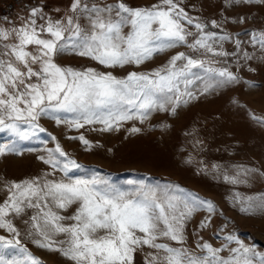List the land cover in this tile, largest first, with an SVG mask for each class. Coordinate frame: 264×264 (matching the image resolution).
Segmentation results:
<instances>
[{"label": "snow or ice", "instance_id": "snow-or-ice-1", "mask_svg": "<svg viewBox=\"0 0 264 264\" xmlns=\"http://www.w3.org/2000/svg\"><path fill=\"white\" fill-rule=\"evenodd\" d=\"M250 2L223 0L225 9ZM182 4L183 0H157L147 7H131L125 0H73L71 11L75 15L65 20L47 17L41 5L31 7L27 17L19 18V24L4 17L9 26H0V132L8 131L26 140L30 131H45L38 123L42 116L51 117L57 125L66 123L76 129L100 123L104 125L102 131L119 130L129 120L139 119L143 123L154 110L175 113L179 104L187 103L184 97L195 98L189 87L194 80L189 77L202 82L204 78L193 69L212 74L208 82H203L201 94L222 84L238 82L239 78L227 68H205L204 60L179 51L151 72L132 71L123 78L57 62L71 51L108 68L139 66L155 53L178 46L192 52L203 50L214 57L229 55L222 44L220 50L215 45L231 39L230 35L207 31L208 22L189 15ZM81 17L87 25L80 22ZM245 19L241 16L233 22L244 23ZM226 22L227 18H223L210 24L221 28ZM249 43L253 52L242 49L241 42L236 41V48L240 49L238 58L254 59L258 46L259 58L264 59V30L251 33ZM61 112L71 113L74 118H62L58 115ZM252 118L264 125V117L253 114ZM130 131L140 129L133 127ZM69 138L91 147L83 135ZM19 151L15 143L0 145V156ZM37 159L52 171L21 181H2L5 195L0 200V229L8 235H0V264H39L20 239L17 218L25 226L26 239L60 253L72 264H134L135 254L145 247L151 250L145 254V264H264V252L246 245L236 234L226 235L227 243L220 247H214L203 237L195 249L185 247V227L199 211L198 197H193L192 202L179 200L143 183L133 191H124L95 175L91 179L67 178L69 170L80 165L59 142L47 150V158L41 155ZM58 171L67 179H55ZM242 171L245 177L250 174L248 169ZM224 178L232 183L244 182L239 173L231 177L225 174ZM199 203L206 205L210 214L199 223L205 229L216 208L211 201ZM239 204L241 213L247 215L255 214L257 209L264 211V198L240 199ZM72 205L76 206L72 214H61V210ZM162 239L179 247L158 242ZM233 243L235 246L230 247ZM21 255L23 259L18 258Z\"/></svg>", "mask_w": 264, "mask_h": 264}, {"label": "rangeland", "instance_id": "rangeland-1", "mask_svg": "<svg viewBox=\"0 0 264 264\" xmlns=\"http://www.w3.org/2000/svg\"><path fill=\"white\" fill-rule=\"evenodd\" d=\"M87 2L114 3L115 0ZM125 2L131 7H147L157 0ZM72 3L73 0H30L25 6L29 9L41 5L47 17L65 20L67 16L75 15L71 11ZM182 6L192 17L208 22L207 31L230 35L231 39L215 45L220 50L222 44L223 51L229 55L214 57L211 53L204 54L203 50L192 52L178 46L155 53L139 66L129 64L108 68L71 51L60 56L57 62L78 70L94 68L97 72H111L123 78L132 71L151 72L166 64L170 56L179 51L204 60L205 68H227L239 78L238 82L222 84L201 94L203 82H208L212 74L205 73L203 69H193L204 78L202 82L189 77L194 80L189 87L195 93V98L184 97L187 103L179 104L175 113L154 110L143 123L139 119L129 120L123 122L119 130L102 131L104 125L100 123L85 124L76 129L66 123L57 125L51 117L42 116L38 123L45 131H30L26 140L8 131L0 132V145L15 143L20 150L0 156V200L5 195L2 181H21L51 172L50 166L37 157L44 155L47 158V150L59 142L70 158L80 165L79 168L70 169L67 178L91 179L95 175L124 191H133L143 183L179 200L192 202L193 197H198L199 200L211 201L216 211L211 214V224L205 229H201L199 223L210 214L206 205L196 201L199 211L186 224L185 247L195 249L200 237L214 247H220L227 243L224 239L226 235L236 234L246 245L264 252V211L257 209L255 214L247 215L241 213L239 204L240 199L259 201L264 198V125L252 118L253 114L264 117V59L259 58L261 52L258 46L255 58L249 61L242 56L238 58L240 49L236 48V41H239L242 49L254 51L249 43L250 34L264 30V0H251L250 3L236 4L226 9L223 0H183ZM13 15L8 20L16 23ZM241 16L246 18L244 23L233 22ZM223 18H227V22L221 28L211 26L212 20L221 22ZM80 22L87 25L83 17ZM0 26L9 25L0 18ZM192 31L196 30L193 28ZM58 115L65 119L74 118L71 113L61 112ZM133 127L140 131L131 132ZM80 135L90 142V148L79 139L69 138ZM53 136L56 140L52 139ZM242 169L250 170V174L245 177ZM237 173L244 182L232 183L224 178L225 174L231 177ZM54 178H65L64 173L58 171ZM75 207L72 205L66 211L61 210V214L70 215ZM27 211L35 213L34 209ZM15 223L21 231L22 243L39 264H72L60 253L40 248L26 239L24 224L19 218ZM0 235L7 236L8 233L0 229ZM158 242L179 247L175 242L163 239ZM148 251L151 250L147 247L143 252L138 251L134 264H145ZM223 254L227 255L226 252ZM18 258L24 257L21 255Z\"/></svg>", "mask_w": 264, "mask_h": 264}, {"label": "built area", "instance_id": "built-area-1", "mask_svg": "<svg viewBox=\"0 0 264 264\" xmlns=\"http://www.w3.org/2000/svg\"><path fill=\"white\" fill-rule=\"evenodd\" d=\"M29 2L30 0H0V18L9 17Z\"/></svg>", "mask_w": 264, "mask_h": 264}, {"label": "crops", "instance_id": "crops-1", "mask_svg": "<svg viewBox=\"0 0 264 264\" xmlns=\"http://www.w3.org/2000/svg\"><path fill=\"white\" fill-rule=\"evenodd\" d=\"M30 9V8H29ZM28 7L27 6H25V8H21V9H19V12H14L13 14V16H14V19H15V21H16V23L17 24H19L20 23V17H27L28 16Z\"/></svg>", "mask_w": 264, "mask_h": 264}]
</instances>
